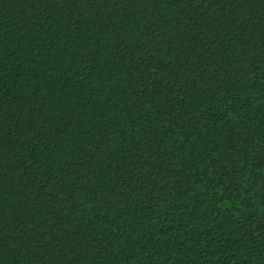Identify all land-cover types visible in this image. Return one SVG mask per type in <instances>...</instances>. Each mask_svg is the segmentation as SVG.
<instances>
[{
	"label": "trees",
	"instance_id": "obj_1",
	"mask_svg": "<svg viewBox=\"0 0 264 264\" xmlns=\"http://www.w3.org/2000/svg\"><path fill=\"white\" fill-rule=\"evenodd\" d=\"M0 264H264V0H0Z\"/></svg>",
	"mask_w": 264,
	"mask_h": 264
}]
</instances>
